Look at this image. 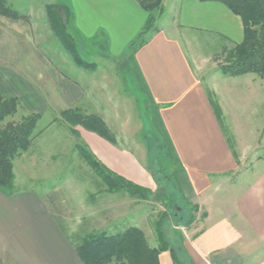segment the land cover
Returning <instances> with one entry per match:
<instances>
[{
    "label": "crops",
    "instance_id": "obj_1",
    "mask_svg": "<svg viewBox=\"0 0 264 264\" xmlns=\"http://www.w3.org/2000/svg\"><path fill=\"white\" fill-rule=\"evenodd\" d=\"M69 2V28L75 38L104 42L110 56L131 51L121 68L132 66L141 80L177 166L175 180L185 198L205 212L183 228L194 264H264V77L214 70L205 80L185 42V32L191 30L220 36L235 46L244 39L241 17L217 1L163 0L159 30L133 51L130 43L148 15L137 0ZM34 31L30 20L0 11V90L19 100L30 97L32 113L45 111L50 98L63 109L82 106L85 88L56 69ZM208 91L215 95L231 134L219 123ZM101 118L116 142L82 125L77 129L80 139L107 167L155 190L143 147L131 140L123 143L111 120ZM26 152L13 161L16 190H0V264H83L60 221L70 219L56 214V189L38 194L31 185L19 183L16 164ZM248 158L253 159L246 165ZM168 255L161 253L160 262L162 256L172 261Z\"/></svg>",
    "mask_w": 264,
    "mask_h": 264
},
{
    "label": "rangeland",
    "instance_id": "obj_2",
    "mask_svg": "<svg viewBox=\"0 0 264 264\" xmlns=\"http://www.w3.org/2000/svg\"><path fill=\"white\" fill-rule=\"evenodd\" d=\"M69 1L4 0L3 7L18 18L30 20L35 28L34 33L39 38L41 51L53 60L56 69L63 76L70 77L85 88L86 98L82 106L76 108L84 115L107 117L123 143L131 140L142 146L147 170L161 166L166 168L167 173H171L177 166L165 160L161 143L164 139L156 108L151 104L150 97L132 66L121 68L124 59L131 54L130 49L123 55L117 53L110 56L104 42L75 38L77 53L87 64L83 66L76 62L73 53L59 39L47 8L55 3L69 5ZM185 42L189 55L205 80L214 70H220L234 48L233 44L220 36L191 30L185 32ZM48 84L52 87L51 83ZM51 99L49 107L41 112V119L32 134V144L25 151L26 157L17 161L19 183L24 187L25 184L31 185L32 191L38 194L56 189V214L59 211V219L65 216L70 219L69 223L60 221L66 226L65 230L69 231L75 247L88 232L105 231L114 235L135 227L143 232L148 244L156 248L158 240L155 222L164 211V204L153 200H138L125 192H109L108 186L79 151L78 146L83 141L76 131L81 126L69 121L62 114L68 109L61 108L57 99ZM19 101L17 112L2 122L1 129L10 122H20L33 114L29 108L30 97L24 95ZM261 112L264 125V109ZM223 127L231 134L228 125ZM261 140L260 144L264 145V131ZM252 159H244V163L247 165ZM197 214L203 217L205 212L199 208L195 218ZM183 228L186 227H180L182 232ZM161 264L173 262L162 256Z\"/></svg>",
    "mask_w": 264,
    "mask_h": 264
},
{
    "label": "trees",
    "instance_id": "obj_3",
    "mask_svg": "<svg viewBox=\"0 0 264 264\" xmlns=\"http://www.w3.org/2000/svg\"><path fill=\"white\" fill-rule=\"evenodd\" d=\"M147 12V19L130 43L135 51L145 45L152 32L158 31V17L163 14V0H137ZM217 1L226 5L233 13L239 15L244 25V39L229 52L227 61L220 66L223 74L239 76L255 73L264 77V0H200ZM0 0V11L3 15L18 18L9 9L3 7ZM48 14L51 23L57 31L59 39L73 53L77 63L87 65L76 50L75 36L71 33L69 22L72 11L69 5L55 3L49 5ZM209 101L215 115L223 125L222 111L215 95L208 91ZM20 101L18 97L9 96L0 90V190L12 194L15 188V173L13 161L21 152L27 151L32 144V134L36 129L41 113H33L20 122H10L1 129L2 122L14 115ZM62 114L73 124L98 133L112 143L115 135L102 118L96 115H84L78 108L68 109ZM77 135L79 136L78 131ZM165 160L175 164L167 151L164 141H161ZM84 159L108 186L111 193L125 192L138 200H153L164 204L165 209L155 222L158 240L156 248L151 247L143 232L135 227L122 233L109 235L107 232H88L76 247L83 264H161L160 254L169 252L173 264H194L185 245V236L180 227L189 228L195 221V213L199 211L197 204L191 203L182 194L174 177V171L167 173L165 167L149 169L157 188L152 190L119 174L107 167L85 143L78 146Z\"/></svg>",
    "mask_w": 264,
    "mask_h": 264
}]
</instances>
